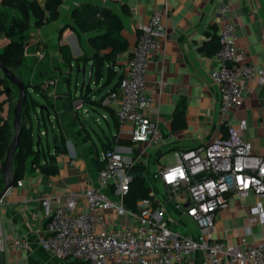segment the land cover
Instances as JSON below:
<instances>
[{"label": "crops", "instance_id": "obj_1", "mask_svg": "<svg viewBox=\"0 0 264 264\" xmlns=\"http://www.w3.org/2000/svg\"><path fill=\"white\" fill-rule=\"evenodd\" d=\"M227 1L232 4L231 14L239 27L238 43L244 48L238 58L264 68V0ZM39 2L44 3L45 0ZM166 3L169 4V10L164 18L165 35L148 66L146 76L147 91L153 100L147 113L162 126L164 138L140 156L139 161L146 165V179L149 180L147 175L157 167L174 164L177 152L212 142L226 134L219 116L220 92L209 73L215 58L214 55H208L205 48L222 23L217 10L218 0H116L107 4L101 0H64L56 20L42 26L31 22L27 29L23 57L17 63L23 66V79L31 84V96L34 91L46 97L50 108L46 109L42 105L41 110L37 109L38 114L42 110L46 112L52 130L58 134L59 142L64 144L66 152L56 153L58 168L55 173L31 169L19 179L23 184L14 183L3 197L0 205V240L2 236H10L28 241L27 246L19 249L4 243V264H79L73 258L54 255L39 244L47 216L40 198L81 191L91 184H97L100 157L105 149L103 141L111 142L113 148L123 153H128L133 145L129 132L131 125H121L110 112L111 109L115 111L117 104L90 106L83 97L82 93L86 90L89 92L90 87L94 88L91 94L93 100L105 97L118 75L107 77L105 74L99 82L93 77L88 87L82 85L80 68L86 67L87 82L92 62L88 58L78 61V57L94 54L89 38L96 35L97 31L77 33L74 13L106 7L119 16L123 23L121 32L127 40V49L118 56L119 68L124 70L136 46L140 26ZM9 41L7 36L1 35L0 49ZM63 44L70 47L77 60L67 62L63 59L60 51ZM51 79L54 83L48 85ZM102 80L103 84L100 83ZM243 82L250 91L243 105L234 112L233 122H246L244 136L257 152L264 154V77L245 78ZM108 83L110 85L105 88ZM77 97L84 99L83 108L88 112L74 110L72 100ZM87 114L98 116V122H88ZM102 119L106 128L102 127ZM2 122L1 115L0 125ZM93 124L99 125L103 133L97 136L101 144L100 151L89 131ZM137 147L141 148L142 144H137ZM51 151H55V148L52 147ZM169 153L174 154V161L162 162V158ZM153 184L157 186L158 193H163L160 185ZM3 186L0 168V191ZM255 203L253 192L243 197L231 196L229 205L217 212L213 237L234 245L243 238L251 242H264V222L251 210ZM56 205L58 202H51L52 207ZM166 208L169 213L166 217L172 219V228L185 235L197 233L196 224L185 218L180 210L174 209L172 203L167 202ZM125 220L122 218L121 221ZM247 228L250 232H247ZM191 264H205L202 252L193 254Z\"/></svg>", "mask_w": 264, "mask_h": 264}, {"label": "built area", "instance_id": "obj_2", "mask_svg": "<svg viewBox=\"0 0 264 264\" xmlns=\"http://www.w3.org/2000/svg\"><path fill=\"white\" fill-rule=\"evenodd\" d=\"M114 1L101 0L103 4ZM217 7L222 19L216 30L219 48L209 73L220 92L219 116L226 134L177 152L174 164L157 167L147 175L163 193H158L153 184L150 196L139 198L135 208L126 205L133 182L130 167L164 138L162 126L147 113L153 100L147 91L146 76L165 35L164 18L169 10L166 3L140 26L119 84L102 100L105 105L117 104L115 115L121 125H131L133 145L128 153L104 149L97 184L40 198L47 215L45 230L39 236L43 249L60 258H73L79 264H191L197 251L202 252L205 264H264L263 241L243 238L234 245L213 237L217 212L229 205L233 195L243 197L253 192L256 203L252 213L264 222V154L257 152L244 136L246 122H233L234 112L250 91L243 80L264 77V68L238 58L244 48L238 43L239 27L231 14L232 4L218 0ZM51 83L54 80L47 82ZM83 104L82 97L72 100L77 112H88ZM1 115L0 106V123ZM51 153L56 155V151ZM17 183L22 185L23 181ZM52 201L58 205L52 207ZM167 202L196 224L195 235L172 228V219L166 217ZM0 241L17 249L28 243L24 238L10 236H2Z\"/></svg>", "mask_w": 264, "mask_h": 264}, {"label": "trees", "instance_id": "obj_3", "mask_svg": "<svg viewBox=\"0 0 264 264\" xmlns=\"http://www.w3.org/2000/svg\"><path fill=\"white\" fill-rule=\"evenodd\" d=\"M63 1L64 0H45L44 3L39 2V0L1 1L0 36L5 35L10 40L9 43L1 49V58L9 68L11 65L17 64L18 59L23 57L27 29L31 22L33 21L36 26H42L52 20H56L60 15V6ZM74 19L77 33L87 30L97 31L96 35L89 38V43L94 49V54L90 57L83 54L81 57H78V61L87 58L91 60L93 77L97 82H99L105 74L107 77L118 75V79L111 90L115 89L123 76V69L119 68L121 65L118 63V56L127 49V40L121 32L123 29L121 19L116 13L106 7H94L86 11L82 10L81 12H75ZM205 48L206 53L210 56L214 55L218 50L219 40L216 31L212 34ZM60 51L65 61L72 62L75 59L77 60L68 45H61ZM25 86L27 88V99L22 111V132L19 138L18 148L14 155L13 173L15 183L31 169L39 168L42 172L53 174L58 168L56 157L51 153L52 148L49 141L47 142V148L44 146L42 137L40 141H38V137L34 138L30 105L32 104V106L37 107L38 104L36 99L31 96L29 85L25 83ZM93 90L94 88L90 87L89 92L86 90L82 93L85 101L90 106H102L104 97L100 100H93L91 95ZM108 108L109 107H106V109ZM110 112L112 117L119 122L115 115V111L111 109ZM37 117L40 128L42 125H47L46 114L43 110ZM223 129H226L225 125H223ZM45 131L47 134L48 129H45ZM12 139L13 134L11 128L6 123L0 125V163L3 162ZM103 142L105 143V149L113 148L111 142ZM53 147L56 153L66 152L64 144H61L59 141L54 144ZM43 160H45L46 163H42ZM145 170L146 165L142 162L135 163L129 169L130 173L133 175V182L126 196V205L131 208L136 207V202L139 198L150 196V187L147 183Z\"/></svg>", "mask_w": 264, "mask_h": 264}, {"label": "rangeland", "instance_id": "obj_4", "mask_svg": "<svg viewBox=\"0 0 264 264\" xmlns=\"http://www.w3.org/2000/svg\"><path fill=\"white\" fill-rule=\"evenodd\" d=\"M1 49H3V48H1ZM22 67L23 66L19 63L13 64L10 66V68L23 79ZM4 78H6V77L4 76L3 72L0 69V100H1L0 106H1V110H2V119H3L2 124L6 123L11 128L12 134L14 136V127H13L14 109H15V106H16L18 100H19L20 92H19V89L13 83H11L8 79H4ZM104 78H106V76ZM23 81L26 84L31 85L30 83L26 82L24 79H23ZM100 83L103 84L104 80H102ZM109 85L110 84L108 83L105 86V88H107ZM32 96L38 102L37 107L40 108V106L44 105L46 107V109L50 108L49 103L46 101V97H44L43 95H40V94H36L34 91H32ZM30 107H31L30 115H31V120H32V124H33L34 138H37V133L40 132L41 128L48 129V133L42 134L41 137H42L44 146L48 148L47 142L49 141V144L52 148L54 145L53 144V134L55 133V131L52 130V126H51V122L49 121V117L46 116L47 125L46 126L42 125V127L40 128L39 127V120H38V117L36 115L37 107L32 106V104L30 105ZM45 114H46V112H45ZM97 115H100V114H97ZM101 124H102V127L106 128V123L103 119L101 121ZM92 128H94V129H92ZM89 131H90L91 136L97 142L98 149L100 151L101 150V144H100V140L98 139L97 136H98V133H100V132L102 133L101 128L99 127V125L93 124L92 127H89ZM103 138H104V136H103ZM173 161H174V154H172V153H169L162 158V162H164V163H170ZM1 164L2 163H0V168H1ZM12 169L14 170V161H13ZM10 176H12V171L10 172ZM147 181H148V184L152 188V184H153L152 179L149 177V180L147 179ZM160 213L163 214L162 211H160Z\"/></svg>", "mask_w": 264, "mask_h": 264}, {"label": "water", "instance_id": "obj_5", "mask_svg": "<svg viewBox=\"0 0 264 264\" xmlns=\"http://www.w3.org/2000/svg\"><path fill=\"white\" fill-rule=\"evenodd\" d=\"M0 69L3 72L4 76L11 82L13 83L20 92V97L19 100L15 106L14 109V118H13V127H14V136L11 142V145L6 152V155L4 157L2 166H1V175L3 178L4 186L2 190L0 191V205L2 204V199L3 197L7 194L8 190L14 185L15 180H14V173H13V161H14V155L16 153V150L19 145V138L22 132V111L24 108V104L27 99V88L25 86V83L23 79L17 75L11 68H9L2 60L1 58V49H0ZM83 74L82 78V85H86L87 87L90 85L91 80L93 79V66L89 67L90 71V76L89 79L85 80V71L86 67L82 66L80 68ZM40 109H42V106H40ZM88 122H98L97 121V116L94 114H89L87 118ZM38 141L41 140V135L40 133H37ZM59 141V137L57 133L53 134V143L56 144ZM12 171V176H10V172ZM1 241H0V264H4L3 262V252H2V246H1Z\"/></svg>", "mask_w": 264, "mask_h": 264}]
</instances>
